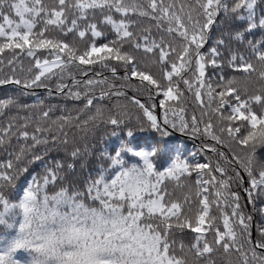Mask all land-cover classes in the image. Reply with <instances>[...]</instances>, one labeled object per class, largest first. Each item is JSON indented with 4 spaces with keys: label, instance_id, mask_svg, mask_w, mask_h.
<instances>
[{
    "label": "snow or ice",
    "instance_id": "snow-or-ice-1",
    "mask_svg": "<svg viewBox=\"0 0 264 264\" xmlns=\"http://www.w3.org/2000/svg\"><path fill=\"white\" fill-rule=\"evenodd\" d=\"M256 4L0 0V88L18 93L0 101V226L16 233L15 249L29 250L34 221L43 227L103 212L135 230L139 264H216L220 253L226 264H264V222L254 237L253 218L232 189L247 184L252 203L264 194V161L256 155L264 147V18L255 21ZM221 13L248 21L231 29V43L217 26ZM257 28L259 39H248ZM20 96L36 99L22 104ZM72 129L84 140L102 129L161 139L153 135L147 150L121 140L114 154L100 153L107 166L98 177L81 179L69 174L91 152L87 143L70 145ZM176 132L200 141L190 157L172 159L162 149ZM52 150L68 159L48 160ZM37 165L42 171L13 202L5 190ZM0 264L12 261L0 257Z\"/></svg>",
    "mask_w": 264,
    "mask_h": 264
},
{
    "label": "trees",
    "instance_id": "trees-1",
    "mask_svg": "<svg viewBox=\"0 0 264 264\" xmlns=\"http://www.w3.org/2000/svg\"><path fill=\"white\" fill-rule=\"evenodd\" d=\"M231 3L232 0H229ZM255 12V21L258 23L259 20L264 18V0H257V4L254 9ZM241 14L245 17L247 16V12L244 10H241ZM217 26H219L221 32L224 33V38L227 42L231 43L229 40L228 33L233 28H241L247 26L248 21L247 19L239 20L235 16H233L231 21H226L223 18V13H221L217 19H216ZM146 26V25H143ZM155 29H153V32ZM219 33H217L218 35ZM261 30L257 28L254 30L253 33H248L247 38L248 39H259L261 35ZM213 43L212 37H210L208 43L205 45V50L210 47ZM27 65L25 64V67ZM210 70V69H209ZM229 69H225V72H229ZM5 72H8V69L5 68ZM21 73L19 70H17V75H20ZM239 75V73H238ZM38 92L41 90H37ZM18 93H16L15 89L9 85L7 86V91L4 88H0V101L6 99L8 96H16ZM20 103H27L31 104L35 101L36 97L29 96V97H23L20 96ZM54 103L64 105L66 104L70 109L73 108V105L81 106V101H64V100H54ZM143 102V101H142ZM191 103V102H189ZM131 110V109H129ZM17 109L13 107L9 110V114H16ZM191 111V109H190ZM27 113L23 110H20V115H26ZM198 114V113H197ZM73 115H75V110L73 109ZM4 117H0V121H3ZM127 130L120 132L119 136H112L110 134V130L105 132L103 129L98 131L95 137L89 136L87 140L82 139L84 137V133L77 132L75 129L70 130L69 132V143L70 145L73 143V140H75V143L79 145L81 148H83L84 144L87 143L91 152V155L84 156L80 160H77L75 162V170L74 172L70 173V176L78 177L81 179H87V178H96L101 173L100 170L102 167L107 166V161L103 160L100 157V153L104 152L105 150L109 154H114L115 150H117L120 146L121 140L129 141L131 146L137 148L139 150L140 148H144L147 150L149 146L153 143V135H155L156 139H161L158 134H153L149 132H135L133 138L127 137L126 134ZM200 141L199 140H193L190 137L184 136L179 132L174 133L173 135L169 137L163 138V143L161 144L162 149L169 153L171 155L172 159H175L176 156H180L181 158H188L190 157V154L197 149L199 146ZM12 145L16 146L15 138L12 140ZM226 151V150H225ZM0 152H3V149L0 148ZM256 155L261 160L264 161V147H257L256 148ZM6 158V156L0 155V162H3V160ZM50 161H56V160H67L68 158L65 156V153L57 150H52L49 152V155L47 157ZM125 159L128 160L129 163L136 162L137 158L131 157L130 154H125ZM171 161H169L170 163ZM42 170L37 165L33 168H31L29 174L21 175L15 182L16 186L14 188H10L5 190V193L9 196L10 199H12L13 202H18L20 198L23 196L24 190L27 188L28 184L31 182L32 176H36L38 173H40ZM194 175V174H193ZM247 178L245 177V180ZM191 182V181H186ZM248 187L247 184L237 188V185L235 182L232 184L233 191H238L241 200L240 204L243 207V211L245 215H251L252 216V225H253V235H256V226L259 225L261 222H264V194L257 195L255 197L254 203L249 202L248 195L246 192V188ZM169 190H174V186L172 184L169 185ZM175 196L179 199H182V193L179 189H175ZM127 214V213H125ZM16 239V233L9 229L5 230L2 226H0V257H7L12 261V264H33V257L31 253L28 250L23 249H15L14 248V242ZM213 261L216 262V264H226L227 259L229 257L224 256L222 253L220 254H214L212 256Z\"/></svg>",
    "mask_w": 264,
    "mask_h": 264
},
{
    "label": "clouds",
    "instance_id": "clouds-1",
    "mask_svg": "<svg viewBox=\"0 0 264 264\" xmlns=\"http://www.w3.org/2000/svg\"><path fill=\"white\" fill-rule=\"evenodd\" d=\"M64 223L34 221L26 238L33 264H139L141 241L110 213ZM115 220V223L113 222Z\"/></svg>",
    "mask_w": 264,
    "mask_h": 264
},
{
    "label": "water",
    "instance_id": "water-1",
    "mask_svg": "<svg viewBox=\"0 0 264 264\" xmlns=\"http://www.w3.org/2000/svg\"><path fill=\"white\" fill-rule=\"evenodd\" d=\"M254 236V235H253ZM255 237V236H254Z\"/></svg>",
    "mask_w": 264,
    "mask_h": 264
}]
</instances>
